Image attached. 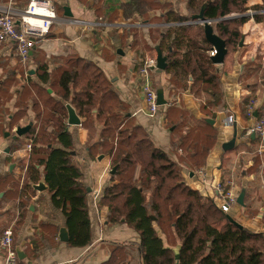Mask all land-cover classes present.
I'll use <instances>...</instances> for the list:
<instances>
[{"label": "crops", "instance_id": "crops-1", "mask_svg": "<svg viewBox=\"0 0 264 264\" xmlns=\"http://www.w3.org/2000/svg\"><path fill=\"white\" fill-rule=\"evenodd\" d=\"M30 1L15 0L14 7L22 11ZM50 1L58 11V21L44 47L33 51L27 64L21 63L27 78L24 80L25 84L16 90V99L0 103V238L2 230L10 227L13 229L15 247L23 257L20 264H113L115 260L121 264H144L143 254L139 250V233L123 219L118 222L109 220L108 206L102 202L106 189L112 185L111 172L114 167L111 157L101 152L96 153L93 146L101 134L100 124L94 122L96 135L91 142L88 127L83 126L84 119L80 118L81 126H70L67 122L66 128L73 137L74 163L82 171L83 185L88 192L92 242L86 247H72L69 242L60 240L61 230L67 229L64 214L54 207L48 189L42 192L34 189L35 185L44 182L43 167H39L40 182L28 183L31 186L28 188L30 191L26 188L24 177L32 157L28 146L39 130L31 137L26 135L18 138L17 148L12 145L7 153L10 142L9 138L4 137L7 126L14 130L31 122L33 129L36 125L32 110L36 89L28 83L49 88V85L42 84L39 79L43 66H47L48 73L56 74L60 68H67L64 59L69 57H81L102 68L120 93L121 99L130 106V115L135 123L144 127L155 144L173 158L183 154L182 150H174L172 146L174 127L171 128L169 124L177 120L176 112L184 111L195 120L202 119L209 124L213 121L211 125L215 130L216 141L205 165L194 171L185 168L183 175L190 187L204 197L213 199L219 208L229 195L235 197L236 202L226 214L251 232L264 234V153L259 152L258 138L248 136L257 117L247 114L251 104L255 112L261 113L264 110V39L261 41L250 36L245 38L243 49L241 47L240 52L231 56L232 59L229 54L224 64L217 66L222 74L226 104V109L218 112L213 109H208L207 113L202 111L205 95L196 96L186 90L174 96L170 92V75L166 71L152 70V87L157 92L163 91L167 105L161 107L155 117H150L144 99V77L140 70L148 59L157 58L160 34L168 29L155 20L159 16L152 14L153 20L150 22L125 20L120 8L124 0H108L109 9L102 20V17L98 18L93 10L77 0ZM7 2L8 0H0V6ZM65 7L70 8L72 17L65 16ZM112 18L115 20L112 21ZM74 21L89 23L86 25L91 28L83 29V26ZM245 25H249L245 31V34H249L252 24ZM257 26L260 25L255 23V28ZM153 28L156 32H153ZM127 30H130L128 37L122 39L121 36ZM259 47L261 51L257 53ZM162 52L169 58L168 52ZM10 59L18 64L14 47H0V60ZM189 80L192 81V78ZM2 83L4 81H0V88ZM190 85L188 82V86ZM49 92L53 93L50 89ZM53 96L57 98L54 93ZM12 101L15 102L12 110L6 114L5 108ZM18 101L27 105L26 113L18 114ZM171 106L175 108L168 111ZM230 116L234 117L231 124L228 122ZM24 118L26 122L22 124ZM16 121L17 125L14 124ZM41 136L52 139L56 136V131L49 127L47 133ZM26 143L28 144L25 146ZM225 145L230 148L224 149ZM100 157L103 159L100 160ZM218 187L223 192H219ZM241 194L244 195V206L238 204ZM155 228L164 247L171 248L178 260L181 242L174 237L173 230L164 233L157 224ZM2 258L0 257V264Z\"/></svg>", "mask_w": 264, "mask_h": 264}, {"label": "trees", "instance_id": "trees-1", "mask_svg": "<svg viewBox=\"0 0 264 264\" xmlns=\"http://www.w3.org/2000/svg\"><path fill=\"white\" fill-rule=\"evenodd\" d=\"M77 1L102 20L109 9L108 0ZM248 1L186 0L191 15L199 14L205 7V18L214 22L215 34L233 53L238 51L242 39L241 27L249 19L224 18L246 13ZM120 8L125 20L150 22L152 13L156 12L159 24H181L168 28L159 37L160 48L169 53L166 72L170 75V92L175 96L190 90L193 95H205L204 113L208 109L217 112L226 109L222 74L212 61L209 53L212 46L206 40L204 27L182 25L189 18L179 14L169 0H124ZM254 9L264 10V4ZM253 18L258 23L264 21L260 15ZM129 33L127 30L122 39ZM64 64L67 68H60L56 74L48 73L47 66H43L39 79L49 88L28 83L36 89L32 109L36 125L27 135L31 137L39 131L30 144L32 157L24 181L26 188H31L29 184L40 182L39 167L44 168V182L52 203L66 218L69 245L88 246L92 242V225L83 174L74 163L73 137L66 131L67 103L84 119V127L90 122L102 126L97 147L101 154L111 157L112 166L116 167L115 175L111 176L112 185L106 189L102 202L108 206L109 220L123 219L139 233L144 264H177V261L179 264H264V234L232 223L213 199L190 187L183 175L185 168L194 171L205 165L216 141L214 127L184 111L177 112V120L169 126L174 127L173 149L182 150L183 154L173 158L155 144L144 127L135 123L130 106L121 99L102 68L81 57L66 58ZM2 89L6 90V86L2 85ZM18 107V114L26 113L27 105L18 101ZM49 127L56 131L52 142L41 136ZM156 224L164 233L172 229L174 237L180 240L178 260L171 248L164 247ZM112 263L121 264L118 260Z\"/></svg>", "mask_w": 264, "mask_h": 264}, {"label": "built area", "instance_id": "built-area-1", "mask_svg": "<svg viewBox=\"0 0 264 264\" xmlns=\"http://www.w3.org/2000/svg\"><path fill=\"white\" fill-rule=\"evenodd\" d=\"M14 4L15 0H8L7 4L0 6V47H14L17 61L27 64L32 52L44 47L53 26L58 21L57 9L50 0H31L22 11H18ZM74 22L83 26V29L91 28V26L86 25L89 23ZM179 25L181 24L164 26L170 28ZM209 53L211 57L216 55L215 50H211ZM156 66L157 58H151L145 62L140 70L141 75L144 77V99L150 117H155L161 108L158 105L157 91L152 87L150 81V73ZM255 113L254 106L249 105L247 114L253 117ZM228 122L233 123L234 117L230 116ZM251 135L258 138L259 152L264 153V110L261 113L257 112L256 123L248 132V136ZM28 150L32 151L31 145L28 146ZM218 191L223 192L221 187H218ZM34 199L37 201V197ZM235 202L236 198L229 195L227 200H224V203L221 204V209L224 213H228ZM0 257H3L1 264H20L18 250L14 244V232L11 227L2 233L0 238Z\"/></svg>", "mask_w": 264, "mask_h": 264}, {"label": "rangeland", "instance_id": "rangeland-1", "mask_svg": "<svg viewBox=\"0 0 264 264\" xmlns=\"http://www.w3.org/2000/svg\"><path fill=\"white\" fill-rule=\"evenodd\" d=\"M169 1L173 3V6L175 7V10H177L179 12V14L186 15L189 18V21H186L184 23L185 25L191 26V27H196V26H202V27H204L203 25L198 24L197 22L195 23V21L191 20V18L194 15H191V13H190V11H189V9L187 7L186 0H169ZM263 4H264L263 0H249L248 3H247V5H246V8H248V10L246 11V13H244V14H238V13L236 14V13H234V14H232V15L224 18L225 20H231V19H237V18H241L243 16H246L249 19L246 24L251 23L252 24L251 25L252 28H251V30H249V34H245L246 33L245 32L246 31V25L243 26V27H241L242 39H241L240 43L241 42L244 43V41H245L244 39L247 38V37H249V36L250 37H253V38L256 37L258 40L261 39V41H263V39H264V21L262 23H258L253 18L254 16H259L260 15L264 19V10H255L254 9V7L256 5H263ZM157 12H159V11H157ZM155 13L156 12H154L152 14H155ZM57 14H58V11H57ZM213 23L214 22H212V24ZM255 23L258 24V25H260V26L259 27L257 26L258 28H255ZM153 32H156L155 31V28H153ZM240 48L241 47H240V44H239V48H238V51L237 52L233 53V52L230 51L228 53V55L230 54V59L233 58V57L231 58V56H234V54L240 52V50H241ZM242 49H243V47H242ZM260 51H261V49L259 47L257 53H260ZM17 62H18V64L15 63V61H13L11 59L10 60H0V81L6 82V83H2L3 85L6 86V90H3V91H6V92L0 91V96L2 97V101H4L5 99H6V101L16 99L15 98V92H16V90L18 88H21L22 85L25 84L24 80L27 78L26 70H25L24 67H22V65H21V63L19 61H17ZM50 70H51V68H50ZM14 103L15 102L12 101L9 104H7L8 105V108L10 110L8 108H5L6 114H8V112H10L12 110L11 107H12V105ZM0 115H1L0 118H2L1 111H0ZM176 115H178L177 112H176ZM25 122H26V118H24L22 124H24ZM190 123L193 124V121H190ZM14 124L17 125L18 124V121H16ZM19 124H21V122ZM87 126H88V129L87 130H88V133L90 135V142H91V141L94 140V137L96 135L94 123L92 124L90 122ZM7 128H8L7 133H10V136L7 137V138H9L8 140L10 141V142H8L9 143L8 146L10 148L13 145V141H11L12 140L11 136L16 135V129L18 127H16L14 130H12L13 127H10V126L9 127L7 126ZM44 138H45V141H48V142H49V140H51V142L54 141L53 138L52 139H49V137L48 138L44 137ZM99 140H100V137H99ZM99 140H98V142H99ZM98 142L93 145L94 148H95V150H97L96 153H100L101 152V150L97 147ZM96 153H94V155ZM16 181H18V179H16ZM27 190L30 191V189H28V188H27ZM30 199H31V197H30ZM31 201H32V199H31Z\"/></svg>", "mask_w": 264, "mask_h": 264}, {"label": "water", "instance_id": "water-1", "mask_svg": "<svg viewBox=\"0 0 264 264\" xmlns=\"http://www.w3.org/2000/svg\"><path fill=\"white\" fill-rule=\"evenodd\" d=\"M205 7L201 10V12L197 15H194L191 20L202 24L204 26L205 29V37L206 40L211 44L212 46V50L216 51V55L212 56V61L216 66H220L222 64H224L225 59L229 53L226 42L220 38L217 34H215L214 32V28L212 26V21L208 20L205 18ZM65 16L67 17H72V13L70 11L69 7H65ZM243 46V42L240 43V47ZM157 66L156 68H153L152 70H156L158 72H162V71H166L168 68V56L163 55V52L161 50L160 47H158L157 49ZM218 72H220V70L218 69ZM51 92V91H50ZM158 95V105L160 107H163L165 105H167V101L164 98V93L162 90H159L157 92ZM67 109H68V113H69V119H68V125L70 126H81L82 125V120L80 119V117L77 115L76 111L74 110V108L68 104L67 105ZM255 117H257V112L254 114ZM210 122V121H209ZM211 124H213L214 122L211 121ZM33 129V123L31 122L29 125L25 126V127H18L16 129V135L13 137L14 140H16L17 138H21L26 136L27 134H29ZM10 133H6V137H9ZM255 135H253L254 137ZM234 141H232L231 144H233ZM232 146V145H231ZM230 148L229 145H225L224 149H228ZM10 149H7V153H9ZM100 160L103 159V157L99 158ZM112 175H115L116 173V167L113 168L112 170ZM193 175V174H192ZM191 175V176H192ZM34 189L42 192L44 190H47L48 187L46 186L45 182H40L37 185L34 186ZM90 192V191H89ZM243 198L244 195L241 194V196L238 198V204L240 206H244L243 203ZM228 218L230 219V221L232 223H234L237 226H240L234 219H232L230 216H228ZM241 227V226H240ZM60 240L62 242L68 243L69 242V233L68 230L63 228L60 232ZM18 254H19V258L22 259V254L21 252L18 250ZM179 264V263H177Z\"/></svg>", "mask_w": 264, "mask_h": 264}, {"label": "flooded vegetation", "instance_id": "flooded-vegetation-1", "mask_svg": "<svg viewBox=\"0 0 264 264\" xmlns=\"http://www.w3.org/2000/svg\"><path fill=\"white\" fill-rule=\"evenodd\" d=\"M14 136H15V135L11 136V138L13 139ZM4 137H6V133L4 134ZM17 139H18V138H17ZM17 139H16V140L13 139V145H16ZM9 149H10V148H9Z\"/></svg>", "mask_w": 264, "mask_h": 264}]
</instances>
